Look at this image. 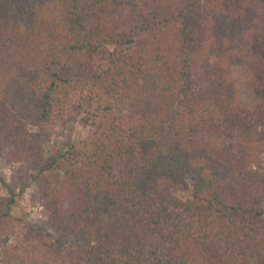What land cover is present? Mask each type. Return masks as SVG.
<instances>
[{"label":"trees","instance_id":"16d2710c","mask_svg":"<svg viewBox=\"0 0 264 264\" xmlns=\"http://www.w3.org/2000/svg\"><path fill=\"white\" fill-rule=\"evenodd\" d=\"M0 157L1 264H264V0H0Z\"/></svg>","mask_w":264,"mask_h":264},{"label":"rangeland","instance_id":"374dc122","mask_svg":"<svg viewBox=\"0 0 264 264\" xmlns=\"http://www.w3.org/2000/svg\"><path fill=\"white\" fill-rule=\"evenodd\" d=\"M236 77L239 89L246 105L254 101V91L248 86L241 76L240 70L236 69ZM34 133L40 134V145L43 153L48 158H52L58 153L65 154L84 146L90 140L91 131L87 124L83 123L81 118L52 125L48 128L37 129L30 127ZM20 164L15 161H7L0 157V199L9 196L8 190L2 184L3 180L10 182L19 169ZM37 187L31 183L24 192L18 195V204L14 209V216L25 220L28 224L42 228L46 232L52 233L48 224V217L45 209L36 200ZM19 192V190L17 191ZM186 198L187 195L178 193ZM1 264V262H0Z\"/></svg>","mask_w":264,"mask_h":264}]
</instances>
